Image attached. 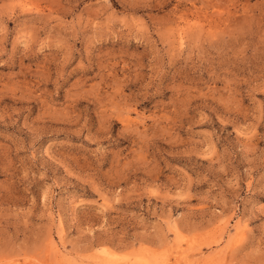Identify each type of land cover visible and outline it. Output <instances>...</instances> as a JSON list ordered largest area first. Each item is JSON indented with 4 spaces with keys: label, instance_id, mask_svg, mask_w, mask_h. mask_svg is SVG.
Segmentation results:
<instances>
[{
    "label": "rangeland",
    "instance_id": "374dc122",
    "mask_svg": "<svg viewBox=\"0 0 264 264\" xmlns=\"http://www.w3.org/2000/svg\"><path fill=\"white\" fill-rule=\"evenodd\" d=\"M0 264H264V0H0Z\"/></svg>",
    "mask_w": 264,
    "mask_h": 264
},
{
    "label": "bare ground",
    "instance_id": "6f19581e",
    "mask_svg": "<svg viewBox=\"0 0 264 264\" xmlns=\"http://www.w3.org/2000/svg\"><path fill=\"white\" fill-rule=\"evenodd\" d=\"M151 262V261H150Z\"/></svg>",
    "mask_w": 264,
    "mask_h": 264
}]
</instances>
